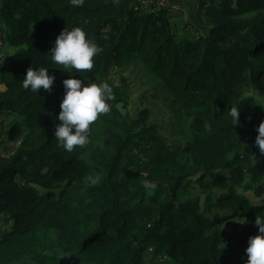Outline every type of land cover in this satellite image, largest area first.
Wrapping results in <instances>:
<instances>
[{"label": "trees", "instance_id": "16d2710c", "mask_svg": "<svg viewBox=\"0 0 264 264\" xmlns=\"http://www.w3.org/2000/svg\"><path fill=\"white\" fill-rule=\"evenodd\" d=\"M133 1L73 7L70 0H0V19L17 21L7 38L15 47L10 61L0 57V118L14 117L6 139L18 143L10 156L0 154V217L11 220L0 233V264L28 255L48 264L37 252L52 244L70 258L51 264H144L147 249L172 264H245L254 221L264 216V155L255 146L264 111L247 93L264 96V0H199L206 31L183 36L166 10L144 11ZM73 27L98 47L91 71L68 73L47 56L60 32ZM132 61L151 74L167 123L151 121L147 108L124 121L105 114L90 126L88 145L60 148L53 134L63 80L107 82L111 102H122L108 78ZM30 67L55 76L51 93L22 87ZM233 106L236 127L228 116ZM244 126L253 132L252 156L240 151L248 143ZM91 175L101 177L98 186L86 185ZM144 179L156 190L147 192ZM240 185L252 197L238 193ZM192 187L223 193L216 202L210 193L202 207L199 198L183 197ZM239 221L241 240L227 234Z\"/></svg>", "mask_w": 264, "mask_h": 264}, {"label": "clouds", "instance_id": "9594fccd", "mask_svg": "<svg viewBox=\"0 0 264 264\" xmlns=\"http://www.w3.org/2000/svg\"><path fill=\"white\" fill-rule=\"evenodd\" d=\"M70 2L73 7H83L85 4V0ZM119 2L120 0H112L113 4ZM97 53L98 47L87 33L81 27H73L64 28L60 32L47 56L50 57V62L61 70L82 73L92 70ZM54 81L55 76L50 75L48 69L30 67L23 77L22 87L36 94L41 89L51 93ZM85 81L70 75V78L62 82L64 95L56 117L60 123L56 124L53 136L58 146L69 153L90 143V126L100 116L110 113L109 102L114 100L113 88L107 82L97 84ZM228 116L234 127L240 123L238 107H231ZM205 127L211 131L210 125L206 124ZM256 131L258 134L255 137V146L264 155V121L259 123ZM100 181L101 177L98 175L85 178V183L89 187L98 186ZM143 188L149 193L153 192L157 188V183L144 179ZM254 225L257 226L258 232L247 240L245 264H264V216H257Z\"/></svg>", "mask_w": 264, "mask_h": 264}, {"label": "rangeland", "instance_id": "374dc122", "mask_svg": "<svg viewBox=\"0 0 264 264\" xmlns=\"http://www.w3.org/2000/svg\"><path fill=\"white\" fill-rule=\"evenodd\" d=\"M141 9L144 10L143 8ZM168 14L170 15V24L172 30L177 36H183L185 31L188 33V35L190 32L192 33L190 30L192 29V25L177 15L182 14L181 12L167 13L166 17ZM199 14H201L203 17V10L199 11ZM172 16H175V18ZM203 21L204 19L202 22ZM16 22L17 21L15 18H9L7 20L0 19V43L3 46L4 55L7 54L10 57L13 54L15 47L8 43L7 38L10 33H14L16 31ZM193 33H195V31H193ZM4 60L7 62L10 61L8 58H4ZM108 81H110L113 86L119 87L122 90L124 94L123 97L125 99V101L115 103L110 101L111 111L108 113V116H111L112 113L113 115L116 113L120 120L124 121L126 118L135 117L140 112V110L147 108L152 112L150 117L151 121H160L159 125H162L161 121H165L167 123L168 114H163L159 109V106L156 105V103L160 104L158 102L159 99L155 98L154 96L157 86L153 83L151 74L146 68H144L143 65L140 64V62L132 61L128 66L122 69L113 70L108 78ZM123 83H125V87H123ZM0 89H4V86L0 85ZM247 93L255 97V101L259 108L264 111V96L259 94L254 88L249 89ZM14 120V117L8 115L0 118V137L3 139V144L0 148V154L3 157H8L13 154L18 146L17 142H10L6 139V135L10 130V126ZM158 130L161 133L164 132L162 126H160ZM244 130L246 132L248 143L240 151H244L252 156L254 152L253 132L251 127L248 126H244ZM35 187L40 193L42 192V189H40L38 186ZM211 191L212 192L210 193L212 199L215 202L217 201L220 194L223 193L221 189H212ZM237 192L241 194L244 193L248 196L251 195V191H246L243 185L237 186ZM210 193H205L197 187H192L188 192H184L183 197L186 198L188 196H192L193 198H199V203L202 205V207H204L205 201ZM214 213H216V210H212L210 212V214ZM6 217V215L0 217V233L8 230L10 227L11 220ZM241 219H243V216ZM242 233L246 234L241 225V221L234 222L227 226L228 235H234L235 237L239 238V240H241L244 239V237H241ZM37 253L40 260L48 264L54 263L56 261L69 260L70 258V255L67 254L66 251L54 244L39 250ZM31 258L32 256L28 255L25 259L18 261L16 264H35V262L30 260ZM73 264L82 263L75 259ZM144 264H172V262L168 257L164 255H155L153 251L147 249L144 252Z\"/></svg>", "mask_w": 264, "mask_h": 264}, {"label": "crops", "instance_id": "0c3cea01", "mask_svg": "<svg viewBox=\"0 0 264 264\" xmlns=\"http://www.w3.org/2000/svg\"><path fill=\"white\" fill-rule=\"evenodd\" d=\"M178 3V8L173 11L174 13H179L181 12L182 14H177L180 17H182L184 20H186L188 23H190L192 25V29H190L192 31V33L190 32L189 35H198V34H204L206 31V25L204 23L203 17L201 16V14H199V0L197 1H192V0H177ZM173 18H175V16H172ZM167 20L170 21V15H167ZM171 25V24H170ZM193 31H195V33H193ZM199 32V33H197ZM185 35H188V33L185 31L184 32ZM5 58L10 59V56H8L7 54L5 55ZM5 88V87H4ZM3 90V89H1Z\"/></svg>", "mask_w": 264, "mask_h": 264}, {"label": "built area", "instance_id": "2783aa9c", "mask_svg": "<svg viewBox=\"0 0 264 264\" xmlns=\"http://www.w3.org/2000/svg\"><path fill=\"white\" fill-rule=\"evenodd\" d=\"M196 1V0H192ZM133 6L135 8H143L144 11H156L160 9L166 10L168 13H172L178 8L177 0H134ZM142 10V9H141ZM0 57L4 59L3 46L0 43Z\"/></svg>", "mask_w": 264, "mask_h": 264}]
</instances>
